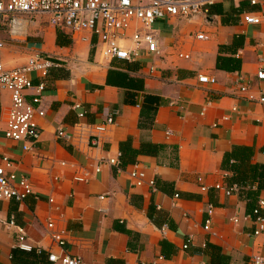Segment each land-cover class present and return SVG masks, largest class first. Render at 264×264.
I'll list each match as a JSON object with an SVG mask.
<instances>
[{
  "label": "crops",
  "instance_id": "0c3cea01",
  "mask_svg": "<svg viewBox=\"0 0 264 264\" xmlns=\"http://www.w3.org/2000/svg\"><path fill=\"white\" fill-rule=\"evenodd\" d=\"M216 5L222 15L155 22L159 52L130 62L104 59L93 47L94 36L81 41L41 17L26 24L16 39L1 35L5 67L21 66L35 54L48 55L60 66L43 79L41 135L28 152L3 137L11 101L0 90V152L12 158L16 172L34 189L22 202L0 199V264H59L50 262L49 254L78 257L83 264H152L159 256L164 264H250L253 255H264V233L253 235L256 225L247 215V187L226 194L235 161L222 167L224 155L236 146L252 148L250 163L264 164V104L239 93L244 84L256 95L264 90V82L256 79L264 58V0L255 7L229 1ZM247 13L259 15L261 23H244ZM198 33L206 39L197 40ZM236 37L242 39L233 56L238 70L218 69L217 57L226 55L224 47ZM109 71L139 81L142 89L107 85ZM198 75L217 82L200 84ZM31 78L40 80L35 74ZM34 93L28 90L26 99ZM147 94L158 97L159 105L146 120L151 126L140 128ZM81 110L84 118L78 117ZM109 116L113 123L98 130ZM57 129L69 138L56 137ZM122 142L124 150L138 151L134 162L121 170L105 164L96 172L102 161L119 159ZM142 143L158 149L142 151ZM135 164L145 174L140 187L129 176ZM258 198L264 199V189ZM209 205L213 214L205 231ZM234 217L239 222L233 223ZM49 219L66 231L62 248L50 237ZM19 229L37 258L17 248Z\"/></svg>",
  "mask_w": 264,
  "mask_h": 264
},
{
  "label": "built area",
  "instance_id": "2783aa9c",
  "mask_svg": "<svg viewBox=\"0 0 264 264\" xmlns=\"http://www.w3.org/2000/svg\"><path fill=\"white\" fill-rule=\"evenodd\" d=\"M224 1H229L233 5L245 2L255 7L261 5L263 0H0V90L8 92L11 101L3 137L20 143L22 152L34 148L41 135L39 119L45 114L41 99L46 88L43 79L48 77L51 69L60 65L48 55L35 54L28 57L21 66L5 67L1 61V54L5 49L6 39L1 35L5 34L11 40L16 39L22 35L26 24H33L41 17L53 27L78 36L81 41L88 42L90 37L94 36L96 41L93 47L104 59L130 62L138 60L144 53L152 55L159 52V39L153 29L155 22L168 19L190 21L197 16L205 19L211 6L222 4ZM261 20L259 15L243 14V21L248 25H258ZM195 38L205 40L206 36L198 33ZM261 64L262 67L256 72V79L264 82V58ZM150 70L154 69L151 67ZM32 74L40 78L37 83H33ZM197 80L204 85H214L217 82L215 77L203 75H198ZM30 89H35V93L28 100L26 92ZM239 93L246 101L264 104V90H260L256 95L249 85L244 84L240 87ZM74 108L81 107L75 104ZM232 110L235 111L236 108ZM85 114L86 112L81 110L78 117L84 118ZM113 120V116H109L104 124L97 126V129L102 131L105 125L112 124ZM166 134L171 135V131H166ZM56 137L69 138L62 129H57ZM105 164L121 170L119 159L109 158L97 166L96 172ZM15 166L16 163L8 154L0 152V199L22 202L33 194L34 189L25 176L16 172ZM129 176L135 186L144 185L145 174L136 164L130 169ZM75 180L85 181L81 177H76ZM148 185L154 190V181H149ZM235 189V186L231 187L226 194L229 195ZM174 197L178 195L175 194ZM52 202L53 199L49 198L48 203ZM258 207H264V199H259ZM212 214L213 206L209 205L203 224L205 231L210 228ZM248 218L247 215L242 217L245 221ZM253 219L256 225L253 235L264 233V218ZM231 220L233 223L239 222L237 217ZM47 228L50 230L51 239L62 248L66 242V231L55 228L51 219L47 222ZM16 246L24 252L34 249L28 243L22 229H19ZM187 247L188 242H185L183 249ZM47 259L59 264H83L78 257L68 255L57 257L49 254ZM164 262V257L159 256L152 264ZM250 264H264V255H253Z\"/></svg>",
  "mask_w": 264,
  "mask_h": 264
},
{
  "label": "trees",
  "instance_id": "16d2710c",
  "mask_svg": "<svg viewBox=\"0 0 264 264\" xmlns=\"http://www.w3.org/2000/svg\"><path fill=\"white\" fill-rule=\"evenodd\" d=\"M232 10L240 11V8H232ZM209 12L217 13L218 15H222V9L220 5H214L209 8ZM242 46V39L240 37H236L233 39V42L229 46H225L224 53L225 56H218L216 67L218 69H222L225 71H235L239 68V61L238 59L234 58V54L237 52L238 48ZM221 50V48H220ZM56 61V60H55ZM52 70V69H51ZM50 74V73H49ZM137 81H134L133 78L128 77L123 73H117L113 71H109L106 77V84L111 86H121L124 85L127 88H141L142 85L136 84ZM141 82V81H140ZM159 105V98L147 94L144 96L143 104L141 107L140 117L144 118L143 124L141 121L139 122L138 126L140 128H149L151 126V122H146L147 119L152 118L155 114L156 109ZM127 146L126 142L120 143V157L119 167L123 169V167L128 164L129 162H134V157L138 154V151L132 150L129 147L127 150L125 149ZM158 147L156 145L150 143H142V151H147L149 153H155ZM253 150L249 147H233L232 150L224 155V160L222 161V167H228L230 160H234L235 163L231 165V170L233 171L234 177L232 178V183L228 185H236V190L244 189V186L247 187V207L248 212L247 215L251 216L252 218L261 217L264 218L262 212L264 211L263 208L258 207L259 201V192L260 190L264 189V164H252L250 163V159L252 157ZM256 184V189L252 190V186ZM231 185V187H232ZM256 211V213H255ZM210 246L211 248H215L212 245L206 244V247ZM21 251V250H20ZM25 256H32L36 257V252L34 250L30 252L22 251Z\"/></svg>",
  "mask_w": 264,
  "mask_h": 264
}]
</instances>
